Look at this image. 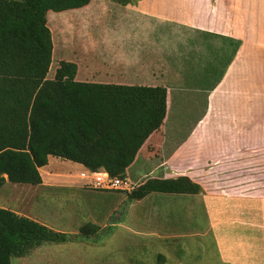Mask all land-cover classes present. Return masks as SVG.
I'll return each instance as SVG.
<instances>
[{"label":"crops","instance_id":"crops-1","mask_svg":"<svg viewBox=\"0 0 264 264\" xmlns=\"http://www.w3.org/2000/svg\"><path fill=\"white\" fill-rule=\"evenodd\" d=\"M92 7L98 10L74 18L77 78L163 81L165 160L157 166L163 176L155 177L187 176L203 189L181 194L191 201L185 208L196 222L192 239L180 242L183 236L173 233L169 252L156 253L155 264H264V0H99L97 6L92 0L77 11ZM92 26H99L101 39ZM52 162L57 157L40 168L43 179ZM64 178L50 176L44 185L96 191ZM171 216L169 223L180 225L175 205Z\"/></svg>","mask_w":264,"mask_h":264},{"label":"trees","instance_id":"trees-1","mask_svg":"<svg viewBox=\"0 0 264 264\" xmlns=\"http://www.w3.org/2000/svg\"><path fill=\"white\" fill-rule=\"evenodd\" d=\"M91 1L0 0V187L42 184L40 168L50 156L123 179L139 154L161 156L168 111L163 81L79 80V65L72 60H61L54 77H48L55 50L48 13L81 9ZM117 1L127 5L131 0ZM202 191L187 176L153 177L133 188L129 198ZM98 230L89 224L76 236L0 207V264H13L12 258L28 256L44 244L73 242Z\"/></svg>","mask_w":264,"mask_h":264},{"label":"rangeland","instance_id":"rangeland-1","mask_svg":"<svg viewBox=\"0 0 264 264\" xmlns=\"http://www.w3.org/2000/svg\"><path fill=\"white\" fill-rule=\"evenodd\" d=\"M93 1L97 6L99 0ZM77 10L48 13V24L55 41L54 62L49 78L54 77L61 60H71L75 55L78 38L74 35L77 27L74 28V18L76 21L77 17L82 18L91 10L98 9ZM111 12L114 13V9ZM92 28L96 40L98 37L101 39L97 35L99 26ZM210 50L213 53L214 48L210 46ZM98 54L100 56L103 53ZM165 150L167 155V148ZM164 160V157L147 160L139 154L128 169V178L134 188L149 178L162 175L163 166L159 169L157 166ZM51 164L54 165V162ZM69 164V160L57 158L54 167L43 169L44 179L40 185L5 183L0 187V207L21 211L23 215L68 234L77 236L81 228L89 224L98 226V232L87 238L80 236L73 242L44 244L28 256L12 258L13 264H155L159 263L158 256L169 252L170 242L174 240L169 238L173 233L183 236L179 238L180 242L192 239L190 234L196 222H191L189 218L191 210H186L185 206L191 201L185 199L187 197L184 195L152 193L141 200L132 201L129 198L130 191L97 189L93 186L92 178L82 176L86 169ZM68 175L74 176L77 181L83 180L84 189L96 191L74 189L76 186L64 189L60 187L63 185H44L51 182L47 179L50 176H60L59 181L63 183L64 177ZM90 205H96L99 209H90ZM174 205L180 222L177 227L169 223ZM196 209L194 215L197 220L200 219L201 211L199 207ZM152 232L155 235L150 236ZM128 240L130 243L126 244Z\"/></svg>","mask_w":264,"mask_h":264},{"label":"built area","instance_id":"built-area-1","mask_svg":"<svg viewBox=\"0 0 264 264\" xmlns=\"http://www.w3.org/2000/svg\"><path fill=\"white\" fill-rule=\"evenodd\" d=\"M83 177L92 178L93 186L102 190H128L134 188L129 178L112 177L107 171H91L89 169L82 172Z\"/></svg>","mask_w":264,"mask_h":264}]
</instances>
